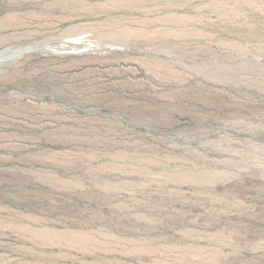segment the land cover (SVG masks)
Listing matches in <instances>:
<instances>
[{"label":"rangeland","instance_id":"rangeland-1","mask_svg":"<svg viewBox=\"0 0 264 264\" xmlns=\"http://www.w3.org/2000/svg\"><path fill=\"white\" fill-rule=\"evenodd\" d=\"M0 264H264V0H0Z\"/></svg>","mask_w":264,"mask_h":264}]
</instances>
